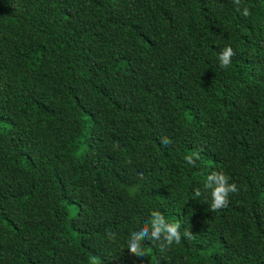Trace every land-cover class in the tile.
<instances>
[{
  "label": "trees",
  "instance_id": "obj_1",
  "mask_svg": "<svg viewBox=\"0 0 264 264\" xmlns=\"http://www.w3.org/2000/svg\"><path fill=\"white\" fill-rule=\"evenodd\" d=\"M0 264H264V0H0Z\"/></svg>",
  "mask_w": 264,
  "mask_h": 264
},
{
  "label": "clouds",
  "instance_id": "obj_2",
  "mask_svg": "<svg viewBox=\"0 0 264 264\" xmlns=\"http://www.w3.org/2000/svg\"><path fill=\"white\" fill-rule=\"evenodd\" d=\"M243 14L247 15L248 9L242 10ZM233 55V49L230 45H225L217 53V59L221 67L230 64V57ZM185 159L192 162V156L186 155ZM202 185L208 190L209 206L212 209L220 208L227 203L229 193L237 191V186L234 182H229L228 177L222 172L212 171L207 173L202 178ZM195 195H200V190H195ZM178 220H169L159 210H152L146 220L136 224L125 237L127 248L129 251L135 252L137 256L143 257L147 249L143 247L144 242L139 239L140 233L151 232L152 237L161 236L167 245L180 242V234L177 231ZM109 235H112L109 233ZM188 238H191L189 236Z\"/></svg>",
  "mask_w": 264,
  "mask_h": 264
}]
</instances>
